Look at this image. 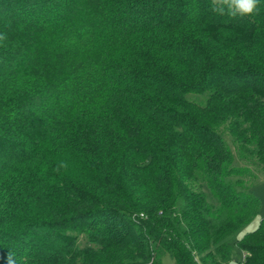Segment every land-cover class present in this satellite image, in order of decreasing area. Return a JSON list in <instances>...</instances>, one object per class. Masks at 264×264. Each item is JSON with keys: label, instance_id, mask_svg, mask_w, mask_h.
<instances>
[{"label": "trees", "instance_id": "16d2710c", "mask_svg": "<svg viewBox=\"0 0 264 264\" xmlns=\"http://www.w3.org/2000/svg\"><path fill=\"white\" fill-rule=\"evenodd\" d=\"M0 37V264H264V0H0Z\"/></svg>", "mask_w": 264, "mask_h": 264}, {"label": "rangeland", "instance_id": "374dc122", "mask_svg": "<svg viewBox=\"0 0 264 264\" xmlns=\"http://www.w3.org/2000/svg\"><path fill=\"white\" fill-rule=\"evenodd\" d=\"M217 2V0H212ZM231 152L233 153V164L235 166H243L241 161L236 159L232 148L230 147ZM245 189L252 195L258 202V213L255 218L245 225L241 230H239L235 239H239L243 234L250 232L258 225L259 221L264 220V171H262L258 166H255L253 173L250 175L249 180L243 179ZM242 252L237 248H232L231 259L228 264H241L242 261ZM160 264H173L172 259L164 254L160 259Z\"/></svg>", "mask_w": 264, "mask_h": 264}, {"label": "clouds", "instance_id": "9594fccd", "mask_svg": "<svg viewBox=\"0 0 264 264\" xmlns=\"http://www.w3.org/2000/svg\"><path fill=\"white\" fill-rule=\"evenodd\" d=\"M218 3L227 6V14L235 16L237 14L244 16L252 14L258 4V0H217ZM221 15L225 14L223 8L215 9ZM3 39V37H0ZM66 167V165H61Z\"/></svg>", "mask_w": 264, "mask_h": 264}, {"label": "crops", "instance_id": "0c3cea01", "mask_svg": "<svg viewBox=\"0 0 264 264\" xmlns=\"http://www.w3.org/2000/svg\"><path fill=\"white\" fill-rule=\"evenodd\" d=\"M241 257H243V254L241 255Z\"/></svg>", "mask_w": 264, "mask_h": 264}, {"label": "built area", "instance_id": "2783aa9c", "mask_svg": "<svg viewBox=\"0 0 264 264\" xmlns=\"http://www.w3.org/2000/svg\"><path fill=\"white\" fill-rule=\"evenodd\" d=\"M243 258V257H242Z\"/></svg>", "mask_w": 264, "mask_h": 264}]
</instances>
